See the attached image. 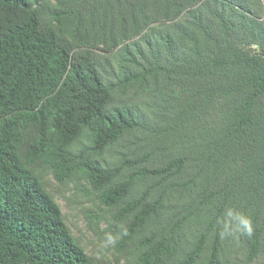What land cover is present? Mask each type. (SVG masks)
Returning a JSON list of instances; mask_svg holds the SVG:
<instances>
[{
  "label": "trees",
  "instance_id": "trees-1",
  "mask_svg": "<svg viewBox=\"0 0 264 264\" xmlns=\"http://www.w3.org/2000/svg\"><path fill=\"white\" fill-rule=\"evenodd\" d=\"M79 194L114 257L74 235L58 198ZM237 247L264 256V0H0V264Z\"/></svg>",
  "mask_w": 264,
  "mask_h": 264
},
{
  "label": "rangeland",
  "instance_id": "rangeland-1",
  "mask_svg": "<svg viewBox=\"0 0 264 264\" xmlns=\"http://www.w3.org/2000/svg\"><path fill=\"white\" fill-rule=\"evenodd\" d=\"M118 96L132 103L139 104L146 100L145 95L136 94L134 91L120 92ZM108 153V152H107ZM106 153V155H107ZM90 188V186H88ZM92 198V199H91ZM90 199L83 194L78 196L70 195L71 201L67 202L63 198H58L63 213L67 216L69 225L73 230L74 235L82 241L89 254H105L108 258L114 257L116 251L112 241V233L108 224L102 222L99 225V232L94 234L88 228L86 213L93 212L96 216H108L106 207L101 208L99 200L93 195ZM104 209V211H102ZM96 221V220H95ZM243 247L232 249L230 254L231 264H264V256L255 259L253 262H246L244 257Z\"/></svg>",
  "mask_w": 264,
  "mask_h": 264
}]
</instances>
